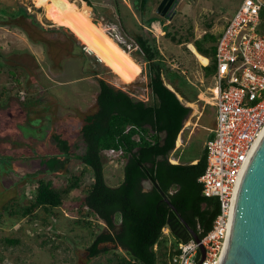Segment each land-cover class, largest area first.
<instances>
[{
  "label": "rangeland",
  "instance_id": "obj_1",
  "mask_svg": "<svg viewBox=\"0 0 264 264\" xmlns=\"http://www.w3.org/2000/svg\"><path fill=\"white\" fill-rule=\"evenodd\" d=\"M91 1L98 6V14L83 0H0L11 9L26 6L27 13L36 16L47 32L38 37L54 40V46L45 43L44 47L30 40L18 26L0 21V91L7 90L0 101V264H120L112 251L121 250L119 246L88 257L91 232L97 225L106 230V225L96 220H92L91 225L78 221L82 196L79 189L64 194L62 204L54 209L58 213L56 216L41 209L36 219L8 214L11 202H14V209L27 203L33 186L31 180L37 176L50 179L55 188L61 189L71 173L81 170V160L72 157L60 171L45 172L46 166L40 157L56 150L54 135L68 140L72 153L80 155L84 150L79 129L85 114L95 108L97 86L92 76L82 78L85 75L82 67L94 70L96 77L110 84H114L117 77L129 82L147 73L146 62L137 53V47L126 51L113 34V30L119 31L118 18L135 28L132 22L139 16L132 8V0ZM240 1L179 0L173 17L166 20L155 11L158 0H149L148 16L155 15L161 20L162 33H157L152 25L150 30L159 34L155 36L165 59L174 68H182L181 58L190 57L191 50L200 64H207V58L198 54L191 43H177L176 39L180 36L184 40L191 30L194 37L199 38L209 26L210 32L218 34ZM163 26L177 32L175 40L164 35ZM59 28L65 33L73 32L101 63H95L92 59L95 56L83 45H70ZM117 35L123 38L121 43H128L124 36ZM200 64L195 63L193 70L189 68L196 76ZM16 69L24 71L20 77L22 89L16 87L12 77ZM147 82L146 75L134 82L130 87L132 94L146 100ZM26 87L32 92H27ZM204 134L205 130L197 129L186 150L188 156L199 154ZM6 154L12 158L6 159ZM102 157L105 181L110 185L115 180L114 174H121L119 157L110 159L107 151L102 152ZM90 179L91 173L87 171L82 183ZM4 237L17 238L19 242L6 244Z\"/></svg>",
  "mask_w": 264,
  "mask_h": 264
},
{
  "label": "trees",
  "instance_id": "obj_2",
  "mask_svg": "<svg viewBox=\"0 0 264 264\" xmlns=\"http://www.w3.org/2000/svg\"><path fill=\"white\" fill-rule=\"evenodd\" d=\"M83 1L98 14V6L93 1ZM148 1L132 0V8L139 16L138 20L133 19L135 28L124 23L122 18L117 20V33L136 46L137 53L146 62L148 99H139L132 94V88L123 90L96 77L97 72L94 70L82 67L85 74L82 78L92 76L97 86L95 108L85 114L79 129L84 150L82 154L76 155L72 153L68 140L54 135L56 150L40 157L41 163L46 166L45 172L60 171L72 157L81 160V170L71 173L67 177V184L61 189L55 188L50 179L37 176L31 180L33 186L27 203L17 205L19 209H14V202H11L13 204L8 210L9 216H29L30 219H36L39 209L56 216L58 213L54 209L62 204L64 194L79 189L82 196L78 209L81 217L78 221L91 225L92 220H96L106 225V230H101L97 225L91 232L88 257L106 253L111 246H119L121 250L112 251L120 264H174L172 256L178 251V243L190 237L182 219L201 236L210 230L219 211L217 199L205 197L198 181L205 168V153L195 164L168 161L176 136L190 109L164 82L165 79L180 92L177 82L185 86L186 79L180 68H174L165 59L156 36L149 29L157 17L148 16ZM116 3H119L118 0ZM260 17L259 30L264 32V8L260 10ZM1 20H5L8 25L18 26L30 40L44 47L45 43L54 46L53 39L38 37L40 33L47 32L36 16L27 13L24 5L11 9L0 2ZM163 27L164 35L175 40L177 32ZM210 27L199 38H195L191 30L184 40L180 36L176 39L177 43H192L200 54L210 58V65L206 67L208 73L216 71V43L221 34L210 32ZM61 32L70 45H75L76 42L68 33ZM92 59L100 64L95 57ZM23 74L24 71L18 69L12 74L16 87L21 89L20 77ZM25 90L32 92L28 87ZM6 93L7 90L2 88L0 101ZM108 149L122 151L117 158L119 164H123V178L116 186H110L105 181L102 152ZM4 157L12 158L7 154ZM87 171L91 173V179L82 183ZM197 224L201 230L197 229ZM3 241L6 244L19 242L17 238L11 237H4Z\"/></svg>",
  "mask_w": 264,
  "mask_h": 264
},
{
  "label": "built area",
  "instance_id": "obj_3",
  "mask_svg": "<svg viewBox=\"0 0 264 264\" xmlns=\"http://www.w3.org/2000/svg\"><path fill=\"white\" fill-rule=\"evenodd\" d=\"M262 8L264 0H241L217 40V86L212 96L216 124L204 145L206 164L198 181L205 197L217 199L219 211L209 231L201 236L196 232L198 241L190 236L178 243L174 264H217L224 248L236 187L264 131ZM106 151L110 159L122 154L121 150ZM197 229L201 230L199 224Z\"/></svg>",
  "mask_w": 264,
  "mask_h": 264
},
{
  "label": "water",
  "instance_id": "obj_4",
  "mask_svg": "<svg viewBox=\"0 0 264 264\" xmlns=\"http://www.w3.org/2000/svg\"><path fill=\"white\" fill-rule=\"evenodd\" d=\"M178 2L179 0H160L156 12L171 18ZM68 34L76 43L83 45L73 32L68 31ZM113 34L119 45L126 51L135 47L133 44L121 43L123 41L116 31ZM83 47L89 54L94 55L84 45ZM94 56L101 63L100 59ZM144 78V73L129 82L117 77L112 85L127 90L138 79ZM166 202L176 211L167 199ZM182 222L190 236L198 241L199 237L195 230L183 219ZM225 243V251L218 264H264V131L250 153L236 187ZM200 252L203 255L202 247Z\"/></svg>",
  "mask_w": 264,
  "mask_h": 264
},
{
  "label": "crops",
  "instance_id": "obj_5",
  "mask_svg": "<svg viewBox=\"0 0 264 264\" xmlns=\"http://www.w3.org/2000/svg\"><path fill=\"white\" fill-rule=\"evenodd\" d=\"M151 25L155 27V29L157 30V33L158 31L162 33L161 20L158 17H157V20L151 23ZM222 30L219 33H221ZM157 33H155L154 35L158 37L159 34ZM192 46L194 47L193 44ZM194 49L198 54H200L196 50L195 47ZM190 53H191L190 57L193 59L190 60V57L181 58L182 60L181 63L182 65H184L183 66L184 68L182 67L180 69H181V72L185 75L186 84L185 86H181L177 82L180 92H177L173 88L172 85L164 81L166 85L172 91L175 92L178 99L182 101V103L190 109L189 114L184 119L182 127L176 136L174 147L172 151L170 152V154L168 155L169 162L170 160H174L170 162L174 164L175 163L195 164L200 159L202 154L205 153V150H204L205 142L208 138L212 136L214 128H215V124H216V108L213 104V97H212L214 94L213 90L216 89V86H217L216 79H215L216 71L212 73H208V69L206 67L210 65L209 57L200 54L206 57L208 60L207 64H200L191 50H190ZM195 63L197 65L198 64L201 65L200 69L196 70L198 76L194 75L191 72V70H193L192 68H195L196 66ZM145 75L147 78V73ZM147 99H148V93H147L146 100ZM208 113H210V115H208ZM199 128L202 130H205L204 138L201 137L202 140H200L199 154L194 155V156H190V155L188 156V154H186V150L189 147L191 139L193 138L197 129ZM170 157H174V158L171 159ZM119 165L121 167V172H120L121 174L119 175L114 174L115 176H113V178L115 180L114 182H112V184H110V186L118 185L123 178V164H119Z\"/></svg>",
  "mask_w": 264,
  "mask_h": 264
},
{
  "label": "bare ground",
  "instance_id": "obj_6",
  "mask_svg": "<svg viewBox=\"0 0 264 264\" xmlns=\"http://www.w3.org/2000/svg\"><path fill=\"white\" fill-rule=\"evenodd\" d=\"M225 246H226V243H225ZM225 246H224V248H223V250H222V252H221V255H220L219 261H220V259H221L222 256H223V253H224V251H225ZM219 261H218V263H219ZM218 263H217V264H218Z\"/></svg>",
  "mask_w": 264,
  "mask_h": 264
},
{
  "label": "flooded vegetation",
  "instance_id": "obj_7",
  "mask_svg": "<svg viewBox=\"0 0 264 264\" xmlns=\"http://www.w3.org/2000/svg\"><path fill=\"white\" fill-rule=\"evenodd\" d=\"M159 2H160V0H158V2H157V4H156V7H155V11H156V8H157V6H158V4H159ZM177 5V4H176ZM176 12V6H175V11H174V13ZM160 14V13H159ZM174 15V14H173ZM173 17V16H172ZM120 39H122L123 40V38H121L120 37Z\"/></svg>",
  "mask_w": 264,
  "mask_h": 264
}]
</instances>
